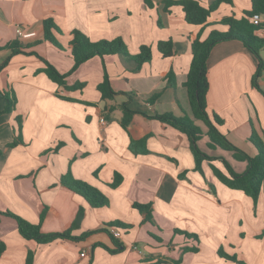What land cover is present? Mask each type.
<instances>
[{
  "label": "crops",
  "instance_id": "0c3cea01",
  "mask_svg": "<svg viewBox=\"0 0 264 264\" xmlns=\"http://www.w3.org/2000/svg\"><path fill=\"white\" fill-rule=\"evenodd\" d=\"M173 1L0 0V46L15 39L41 40L25 48L26 53L0 50V211L37 223L46 207L42 232L68 227L73 235L91 232L83 240L38 244L20 235L13 217L0 214V241L5 244L0 264H25L28 252L32 264H264V178L254 202L216 177L213 167L227 173L220 159H205L197 170L187 136L145 116L170 112L206 131L193 119L183 85L191 39L198 32L206 38L212 28L226 30L215 22L244 16L250 0H222L205 25L186 22L182 7ZM196 1L207 7L215 0ZM46 18L60 30L54 31L59 47L43 40ZM73 29L93 41L121 37L130 57L94 56L61 86L40 70L44 64L37 55L59 72H69L74 61L67 43ZM256 33L264 37V28ZM167 40L172 54L163 56L158 44ZM143 45L150 47L151 58L135 69L131 56ZM259 54L264 63V49ZM257 65V57L236 39L214 44L207 59V111L223 120L220 131L250 156L256 154L251 133L264 136V94L251 82ZM104 68L116 93L107 99L97 89ZM170 72L173 84H168ZM76 83L82 86L69 89ZM257 84L264 92V70ZM3 93L12 101L8 111ZM124 102L135 111L127 126L121 124ZM18 135L20 142L12 144ZM197 143L208 155L224 157L234 172L245 170V160L210 146L205 134ZM116 173L121 180L110 187ZM66 174L98 188L108 204L90 206L60 184ZM134 202L151 204L150 221H143ZM80 207L82 218L74 223ZM112 221L130 226H109ZM110 227L122 236L113 238ZM115 241L120 250L104 248L115 249Z\"/></svg>",
  "mask_w": 264,
  "mask_h": 264
},
{
  "label": "trees",
  "instance_id": "16d2710c",
  "mask_svg": "<svg viewBox=\"0 0 264 264\" xmlns=\"http://www.w3.org/2000/svg\"><path fill=\"white\" fill-rule=\"evenodd\" d=\"M221 1L222 0H215L207 7L201 5L196 0H177L173 1L172 3L178 4L182 7L186 22L196 25H205L206 23H208V18L210 17L211 13L217 8L218 4ZM250 3V9L245 12L244 16L240 18H236L233 15L225 16L215 22L217 24L226 26V30L212 28L206 38L201 39L200 32H198L191 39V61L183 85L187 91L192 117L194 120L201 121L206 126V131L203 132L200 126L196 125L191 119L187 118L186 116H175L170 112L145 114V116L151 119L159 120L164 124H168L187 136L190 149L194 155L195 168L197 170L201 169V162L205 159H220L223 162L227 173H222L221 171L213 167L212 169L216 177L226 186L241 190L246 195L250 196L255 202L260 193L262 180L264 178V136L259 137L254 132L251 133V135L249 136V141L256 149V154L254 156L248 155L247 153L233 145L226 138L225 134L220 131L219 126L223 124V120L215 113H208L206 102V94L209 87L207 77V59L210 50L214 44L231 39L241 41L244 46L257 57L258 65L251 82L254 87H256L264 94V92L257 84V79L261 75V72L264 70V63L259 54L260 50L264 49V37H260L256 33L259 29L264 28V21H249V18L255 14L259 16L264 15V0H250ZM54 31L60 33V30L51 18L44 19L43 40H46L54 44L55 46H58L55 41ZM68 36L69 40L67 43V49L70 51V54L74 61L73 66L69 72H59L51 63H49L43 57L35 54L42 60L44 64V66L40 70L43 71L52 81L61 86L65 87V78L70 72L74 71L80 64L94 56H98L103 59L107 55L120 53L122 55L130 57L127 52L126 44L121 37H116L110 40L102 39L93 41L79 29L71 30ZM39 42H41V40H36L32 43H21L19 40L15 39L9 44L0 46V50L10 49L13 54L18 52L26 53V51H24L25 48L32 47ZM158 48L163 56H169L170 54H172V42L170 40L159 42ZM131 58L136 62L135 69H138L142 63L150 60V47L146 45L141 46L139 52L135 55H132ZM5 63L6 62H4L2 65H4ZM171 78L172 73L170 72L168 74V84H173V80ZM81 86V83H76V85L74 84L73 86L69 87V89ZM97 89L100 92L101 99L112 98L116 94L110 86L109 78L105 71V68L103 79L97 85ZM157 95L158 94H155L153 98H155ZM3 97L6 100L4 111H8L12 107L11 98L7 93H3ZM121 109L123 112L121 124L123 126H127L135 111L130 109L127 106L126 102L121 104ZM203 134L207 136L210 146L218 147L222 150L231 152L233 158L236 160H245V170L242 173H236L231 168L230 163L224 157L211 156L203 152L199 148L197 143ZM16 138H18V140L13 141L12 144H17L18 142H20L19 135L16 136ZM120 180V175L116 173L113 181L109 183L110 187L117 186ZM60 184L81 195L92 207H100L108 204L107 197L98 188L88 184L85 181L70 178L68 174H66L61 176ZM132 206L140 212L143 221L151 220L150 203L143 204L134 202ZM45 213L46 207H42L39 212L38 222L31 223L21 216L11 213L10 211H0V214L11 216L16 220L18 231L23 238L32 240L38 244L49 243L57 238L83 240L89 233H91L90 231H86L81 233L80 235H73L71 227H68L62 231L42 232L41 223L44 219ZM82 215L83 210L80 207L74 223L78 222L82 218ZM108 225L127 228H129L130 226L120 221H112L108 223ZM104 229L108 230L107 228ZM108 232L111 234L110 231ZM111 236L113 238H116L112 234ZM115 244V249H110L106 245L103 246L110 252H116L121 249V244L118 241H115ZM4 249L5 244L4 242L0 241V255L2 254ZM221 256L226 259L240 262L234 255L221 253ZM32 259V253L28 252L25 264H32Z\"/></svg>",
  "mask_w": 264,
  "mask_h": 264
},
{
  "label": "built area",
  "instance_id": "2783aa9c",
  "mask_svg": "<svg viewBox=\"0 0 264 264\" xmlns=\"http://www.w3.org/2000/svg\"><path fill=\"white\" fill-rule=\"evenodd\" d=\"M249 21H250V22H258V21H260V16L257 15V14H255V15H253V16H251V17L249 18ZM16 33H17L18 35H21V34H22V30H21L20 28H17V29H16ZM100 121L103 123V122H104V119L101 118ZM110 232H111V234H112L114 237H116V238H120V237L122 236L121 231H120L118 228H116V227H110ZM85 252H86L85 250L82 251V255L85 254Z\"/></svg>",
  "mask_w": 264,
  "mask_h": 264
}]
</instances>
